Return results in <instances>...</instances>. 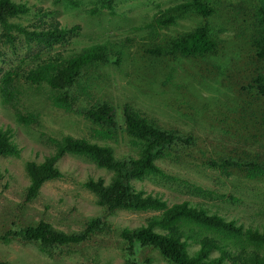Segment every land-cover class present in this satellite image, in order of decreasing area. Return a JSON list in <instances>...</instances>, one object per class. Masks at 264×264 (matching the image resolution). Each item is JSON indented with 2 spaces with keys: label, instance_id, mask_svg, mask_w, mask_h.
Segmentation results:
<instances>
[{
  "label": "rangeland",
  "instance_id": "rangeland-1",
  "mask_svg": "<svg viewBox=\"0 0 264 264\" xmlns=\"http://www.w3.org/2000/svg\"><path fill=\"white\" fill-rule=\"evenodd\" d=\"M15 1L29 8L27 15L14 20L16 24L30 26L39 18L54 20L67 31L66 40L51 52L23 39L12 47H4L0 77L10 65L33 56L72 54L104 46L107 59L86 69L80 78L79 95L89 96L81 102L112 104L119 126L123 110L129 108L163 129L198 141L195 157L172 153L156 160L167 177L144 176L133 181L135 188L160 197L168 205L187 202L245 228L264 230V179L223 173L200 160L201 152L221 156L230 149L228 143L232 139L224 130L243 122L246 113H250L247 105L254 103L258 95L256 80L264 78V60L257 57L264 0H205L213 8V15L203 18L188 12L168 26L159 24L162 14L190 0ZM205 25L217 44L214 54L180 58L166 52L171 40ZM46 93V89L41 95L32 92L31 104L41 121L37 129L19 125L0 105V128L10 129L12 140L20 149L18 157L0 158V234L40 221L67 234L80 233L88 221L96 218H104L112 231L99 234L72 249L71 255L58 259L43 253L35 244L0 242V261L123 264L126 258L120 231L144 225L149 214L123 210L108 215L96 205L83 184L90 179L109 183L112 173L98 168L90 159L64 156L58 163L64 178L45 184L35 201L24 203V192L29 186L25 164L42 163L54 151L48 137L86 139L110 147L116 157L137 151L121 127L107 138L106 128L95 127L80 113L51 106ZM132 258L137 264H171L152 249L135 248Z\"/></svg>",
  "mask_w": 264,
  "mask_h": 264
},
{
  "label": "trees",
  "instance_id": "trees-1",
  "mask_svg": "<svg viewBox=\"0 0 264 264\" xmlns=\"http://www.w3.org/2000/svg\"><path fill=\"white\" fill-rule=\"evenodd\" d=\"M260 11L263 17L257 57L264 60V7ZM188 12L208 18L214 10L205 0H190L167 9L159 24L171 25L175 18ZM28 13L29 8L24 3L0 0V58L4 47H12L20 39L50 52L66 40L67 31L57 21L39 18L30 26L14 22ZM216 50L217 44L206 25L183 33L171 40L166 48L170 56L180 58L207 57ZM154 53L160 54L159 51ZM107 56L104 46L85 48L72 54L55 52L33 56L10 65L0 77V105L19 125L41 127L40 116L31 104L32 92L41 95L46 89V100L51 106L67 113H80L95 127L106 128L107 138L113 130L121 127L137 150L136 154L116 157L110 147L86 139L48 137L54 151L47 154L42 163L25 164L29 186L24 192V203L35 201L45 184L64 178L58 167L64 156H83L98 168L112 173L109 183L103 179H90L83 184L106 214L123 210L149 214L144 225L120 231L126 258L123 264H137L132 258L135 248L155 250L171 264H264V230L245 228L187 202L168 205L160 197L135 188L133 181L144 176L167 177L156 160L172 153L195 157L198 141L177 131L163 129L129 108L123 110L119 126L112 104L106 101L81 102L89 96L79 95L80 78L86 69L105 61ZM256 81L258 95L253 101L262 106L250 102L247 105L250 113H246L243 122L224 130V134L232 139L228 143L230 149L221 156L216 152H201L200 160L223 173L236 172L250 179H264V78ZM19 154L20 149L12 140L10 129L0 128V158L18 157ZM2 177L0 169V180ZM111 231L112 226L104 218L92 219L82 232L69 234L40 221L25 224L18 231L0 234V242L19 240L35 244L43 253L58 259L71 255L72 249L87 244L99 234ZM191 246L197 248L192 250ZM0 264L9 263L0 261Z\"/></svg>",
  "mask_w": 264,
  "mask_h": 264
}]
</instances>
